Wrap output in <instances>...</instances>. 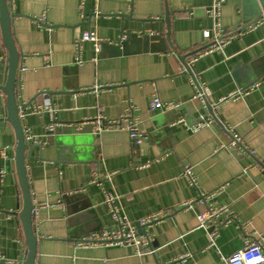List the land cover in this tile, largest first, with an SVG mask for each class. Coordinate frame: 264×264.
<instances>
[{"label":"crops","instance_id":"crops-1","mask_svg":"<svg viewBox=\"0 0 264 264\" xmlns=\"http://www.w3.org/2000/svg\"><path fill=\"white\" fill-rule=\"evenodd\" d=\"M8 6L21 56V121L35 145L26 163L37 264H171L185 256V264H228L248 239L264 248V26L207 53L216 44L206 36L213 0H8ZM241 7V0H226L224 34L243 29ZM91 30L102 40L98 53L90 42L76 46ZM6 57L0 25V262L23 264L15 134L2 92ZM198 83L212 106L236 91L245 94L211 112L194 100ZM153 97L179 108L152 111ZM208 111L219 122L198 132L180 123L193 125ZM125 114L145 133L143 143L119 127L94 134L93 125L82 124ZM187 168L196 185L184 176ZM107 195L131 222L166 215L146 229L154 253L78 246L89 235L115 230ZM220 207L232 216L219 218L224 223L211 246L214 229L199 227L198 216Z\"/></svg>","mask_w":264,"mask_h":264},{"label":"built area","instance_id":"built-area-1","mask_svg":"<svg viewBox=\"0 0 264 264\" xmlns=\"http://www.w3.org/2000/svg\"><path fill=\"white\" fill-rule=\"evenodd\" d=\"M226 3V0H213V6L208 11V17L213 22V29L212 31H209L206 33L207 37L215 38L216 44L213 48H210L207 53H212L214 50H218L223 48L228 42L231 41L232 38L235 37H241L244 32L247 31H255L259 29L260 27L264 26V15L262 16V19L259 20L256 23H252L248 25L245 29H232L229 34H224V28L222 26V8L224 4ZM82 42H90L94 45L95 52L98 53L101 49L102 40H100L97 37V34L95 31H88L85 32L82 36V38L76 42V46L78 49L81 47ZM196 94L194 97V100L197 102H202V104L210 106L211 109L216 108L217 104H221L227 101H231L233 99H238L241 95L245 94V91H236L232 95H230L228 98H224L220 100L216 105H210L209 104V97L205 89H203L199 83L196 84ZM149 107L152 111H164L169 109H176L179 108V105L172 102H162L158 97H153L152 101L150 102ZM216 122H219V120L215 117V115L212 113L209 114V111L207 112L205 117H202L199 121L195 122V124H189L186 120L180 121V123L185 124L194 132H198L199 130L207 127L211 124H216ZM82 124H91L94 126V134H100L101 132L113 129L116 127H119L121 129L126 130L129 133L130 139L137 143L141 144L146 139L145 133H143L137 123L136 120L133 119V117L130 114H125L122 118L118 120H112L107 121L102 115H98L95 117L94 120H85L82 122ZM55 130L54 126L48 127V132L51 133ZM225 130L229 132L225 128ZM239 144V141H234L233 146ZM241 149L248 153L250 156L253 155V153L248 152L247 149L241 145ZM2 176V173L0 172V178ZM184 176H186L189 180V182L192 185H196V179L195 176L192 174V170L190 168H187L184 172ZM97 180H95L94 183H96ZM107 202L110 206V211L113 215V220L116 222L115 230H108L105 232H102L98 235H89L85 237L81 242L79 243V247H95L98 245H125V246H135L138 249V255H151L155 251L151 248L150 242L151 237L146 233L142 234L138 227H141L142 229H147L151 225L158 224L161 221H163L166 218V215L162 214H154L151 215L148 218L142 219L138 222H131L127 217L120 215V213L117 211L116 207L113 206V197L110 195H107ZM206 203V196H202L201 199L198 201V204L204 205ZM186 208H192L193 203H188L185 205ZM227 215L229 218L232 216L230 211L226 209V207H220L216 210L208 209L207 211L201 213L198 216V222L199 227H204L205 229L211 231V229H214L212 232H210V244L211 246L215 245V241L218 237V228L217 226H221L224 222L219 221V218ZM216 227V228H214ZM245 247L237 253L229 256L226 258V261L228 264H264V248L262 243L260 241L254 240H246ZM185 257H181L180 259H177L173 261L171 264H185L186 262Z\"/></svg>","mask_w":264,"mask_h":264},{"label":"water","instance_id":"water-1","mask_svg":"<svg viewBox=\"0 0 264 264\" xmlns=\"http://www.w3.org/2000/svg\"><path fill=\"white\" fill-rule=\"evenodd\" d=\"M241 19L245 24L243 29L248 25L256 23L262 19L264 14V0H241ZM11 10L8 6V0H0V25L2 28L3 40L7 49V67L4 75V84L2 92L6 95V121L13 129L15 134V157L14 163L16 166L17 179L19 180L22 209L20 211L23 231L26 237L27 252L23 264H37L38 243L39 239L34 229L35 219V205L33 197L31 196V187L28 180L27 171V152L34 147L33 142L27 139L25 128H23L21 121V109L24 106L20 105L18 95L16 94L18 70L20 68V52L18 51L16 42H14L11 25ZM168 20V17L166 19ZM169 36V35H168ZM122 44V43H120ZM185 64L187 73L192 74L190 68L185 63V57H180ZM209 110L212 112L211 107ZM142 234H146V230L138 227ZM0 264H6L1 261Z\"/></svg>","mask_w":264,"mask_h":264}]
</instances>
